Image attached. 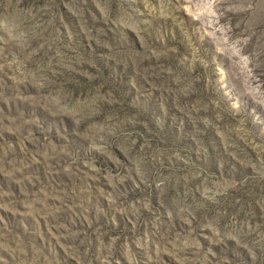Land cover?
Masks as SVG:
<instances>
[{
    "label": "rangeland",
    "instance_id": "rangeland-1",
    "mask_svg": "<svg viewBox=\"0 0 264 264\" xmlns=\"http://www.w3.org/2000/svg\"><path fill=\"white\" fill-rule=\"evenodd\" d=\"M20 2L0 264H264V0Z\"/></svg>",
    "mask_w": 264,
    "mask_h": 264
},
{
    "label": "trees",
    "instance_id": "trees-1",
    "mask_svg": "<svg viewBox=\"0 0 264 264\" xmlns=\"http://www.w3.org/2000/svg\"><path fill=\"white\" fill-rule=\"evenodd\" d=\"M47 0H21L20 6L23 8H33L36 11L39 7H41ZM4 0L0 2V15L3 12ZM58 9H61V5L59 4Z\"/></svg>",
    "mask_w": 264,
    "mask_h": 264
}]
</instances>
